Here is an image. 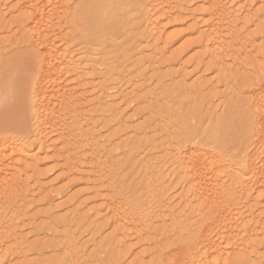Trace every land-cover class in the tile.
<instances>
[{
    "label": "bare ground",
    "instance_id": "6f19581e",
    "mask_svg": "<svg viewBox=\"0 0 264 264\" xmlns=\"http://www.w3.org/2000/svg\"><path fill=\"white\" fill-rule=\"evenodd\" d=\"M15 1L16 3L14 7L13 8L11 7L12 10H10L9 11L10 13L8 14H12V13L14 14V12L15 13L20 12L19 19H14L15 21H13L12 19L10 21H5L4 19L1 18L5 16L4 14L5 12L2 9L3 12L2 10L0 12V30L1 29H4L5 31L6 29L9 30L11 26L12 27L16 26L18 28L15 34L18 35V33L21 32L23 37L20 40L14 42V44L17 45L18 49L22 48L27 51L28 55L34 61V72L27 75L24 79H21L22 83H17V86L11 84L4 87L7 91L16 93L17 97L21 101V106L24 109V110L22 109L23 111H25L24 105L26 104V108H27L26 110L28 111L30 121L28 122V124H25L24 122L22 123L18 122L11 125L0 124V174H3L0 177V262L3 263L6 262L5 260H2L6 258V254L18 253L23 248L21 243H17L16 245L12 243L13 244L12 246H7V244L9 243V239L11 242L12 237L13 240L20 239V237L17 238L15 236L16 232L14 230V226L12 222L9 223L4 222V219H9L7 218L8 214L13 218V221H15L16 224H17L16 221L22 222V219L25 216V213L23 212L22 209L23 206L22 202L25 203V199L28 197L26 194L22 193L24 188L20 187L22 185L21 177H23V173L19 172V166L20 167L23 166L24 170L27 172L28 170L30 171L32 170L36 172L35 177L36 179H39V181L40 178L37 177L39 176L41 177V173L37 171V165H38L37 162H39L37 160L38 156L36 157L32 155L33 153L31 154L28 148L29 144H27V141L28 140L31 141L33 139L35 141L34 143L37 144L35 145L38 149L37 152L39 153H45L44 155H46L48 154V152L51 151V153L53 152V154H56L58 152L57 148L54 147L56 145H54L53 143L50 145L49 142H51L50 141L51 135H53V133L54 135L57 134L58 138L60 137L62 141V142L60 141V143L64 144L65 149L64 151L62 150V152L65 154L67 153L66 158H63L64 160H66L64 162H66L65 164H67L68 166V167L66 166L67 168L71 167L70 169L71 171L72 169L77 170V168L80 167L77 163L79 162V160H81L82 162V159H79L81 158L80 157V155H82L81 153L84 154V152L87 153L90 152L89 154L91 155L92 158L94 155H96L97 151L106 152L107 154H110L111 151L114 153V151H116L118 148L117 145L113 144L111 139H115V138L118 139V135L120 134V132L118 131L119 129L120 131L122 129L123 130L122 132L124 131L126 132L127 129H131L124 125L126 123L122 121V117H121L122 112H119L117 109L116 111H112L115 113V116L111 120H113V123L115 122L116 125H118L117 129L118 128L119 129L112 133L110 137L111 139L108 138L105 146L100 147L99 146L100 144L98 145L97 139L94 138L95 133H93L94 132L93 130L91 131L90 129L89 131L90 135H88L89 132L87 134V133H82L83 131H80L82 130V127L79 126L80 122L77 120L78 118L76 119V117H78L79 114V117L81 118V115L80 113L77 114L76 111L77 108H79V106L82 105L78 106L76 105V103L82 104L81 101L83 100V95L80 97L78 96L75 97L74 88L71 87V89L69 88L70 90L67 89L69 83L67 84L66 81L68 80V78L73 79L74 77L75 85L76 84L77 86L79 85V79L81 77L79 66L83 63L81 59L84 57L81 56L82 57V58L80 57L81 59L77 58L76 60H73V57L69 56L70 53L67 54L65 51L59 53V51L56 50L57 48L55 49V47L53 46V41L52 40L50 41V38L52 39L54 38V36L57 37L56 34L53 35L56 29V27L54 29V24H52L54 19L60 20L63 18L66 19L65 23L71 24L70 21L74 17L72 15L74 10L70 11L71 7L68 6V3L67 2L65 3L64 0H60L59 1L60 3L56 2V0H54L55 3H52L53 0H15ZM120 1L121 0H98L92 2V13L90 15L89 20L87 21V23H89L90 25V29L88 33L92 35L104 34L108 30V28L109 29L113 28L112 25L119 24L121 20L118 21L119 19H116L114 14L112 15V11L114 8L112 9L111 6L113 5L115 7V5H118ZM242 1L243 2H241V4L239 3L240 5L237 4V2L240 1L235 2V4L233 3L236 6L234 7V5L232 4V0H129V2H127L128 4L127 6H130L134 9H138L140 11L143 10L145 12V14L147 15V17H145L147 21V22L145 21V25H146L145 29L148 30L149 33L147 34L149 36H152L156 40H161L165 46L171 44L175 37L174 35L175 33L165 36V38L163 37V35H165L164 33L167 30V27H169L167 24H170V26L173 28L174 26L172 25H179L183 23L185 19L187 21H190L188 22L191 23L189 33L191 35L196 34L195 36H197V40L195 44H197L198 47H203L202 51L196 53L195 55L196 60H198L199 62L202 60L204 62L205 60H203V58L204 59L207 58V60L209 59L210 61H208V63L210 64V67L213 70V72H218L221 75H224L225 78L224 81L226 82L229 79V76L236 77L238 75L236 69L233 68L228 69L229 67V66L227 67L228 63L225 61L227 54L229 52H231L230 54H232V49L230 50L231 42L234 41L233 39H235L233 36L237 33L236 27H239L237 26L238 22L243 21L245 26L251 23L253 25L255 21H259L261 17L264 16V9L261 8V5L264 4V0H247V1L242 0ZM57 3L59 4L57 5ZM17 4L21 5L19 9L16 8ZM193 5L196 6L194 10L188 11V9H186V7ZM48 7H51V9L45 13ZM250 13L251 15H249ZM242 14H244V16H242ZM163 20L168 21V23L163 25L162 22ZM259 28H257L255 32L256 34L255 37L260 36V38H262V36H264V32H262V30H264V25L260 29ZM15 29L13 27V30ZM8 30L7 33L13 31V30L11 31L9 30L8 32ZM5 31L3 32L5 33ZM51 34L52 37L50 36ZM58 34H60V32ZM242 34H244V32L240 33V35ZM144 35L146 36V34H142V36ZM42 48L44 50H42ZM234 51L235 53H237L236 50ZM179 56L180 55L177 54L173 60L172 59L170 60L171 62L167 61L169 62V66L174 62V60L175 61L180 60ZM227 59L230 58L227 57ZM224 65H226L227 69L224 67ZM90 68L92 69V72H96L95 71L96 68L94 66H91ZM218 73L216 74L218 75ZM169 75L174 79L175 76L177 75L181 79V82L176 83L178 85H177V89L175 90L188 92L196 96L197 98H200L203 95L205 89L210 90V92L215 91V90L212 91L213 86L211 87V85H209L210 84L209 82L202 81V79L200 80V78L196 79L190 85L189 84L187 85L186 84L187 75L183 73L182 70L177 74L170 71V73H168L167 76ZM101 76H102L101 74L100 76H98L96 73H92V78H95L98 81L102 80L101 78L103 76L102 77ZM261 76H263V74ZM29 81L30 84L28 83ZM104 81L105 80H103L102 82ZM110 82H112V80H110ZM260 82H261L260 80L258 81V83H255L254 81L253 84H250L244 90L238 87V89H235L236 94L234 95V97L229 99L230 93L226 97L228 99V102L232 101V99L235 97L241 99L240 101H242V106L245 110V114H246L245 134L241 147L239 148L241 156L244 159V166L239 167L232 153L228 154L229 151L227 152L226 148L218 146L211 150L210 148H208V146L202 145V141L205 139L208 138L212 140L216 139L218 130L216 129L215 125L207 128L206 132L201 135L202 136L201 139H200V135L197 134L198 136L196 135L197 138H195L197 139V141L194 140L196 142L195 143L193 142V144L191 143L192 146L190 147H187L189 146L187 144L185 147L184 146L185 142L178 141L177 139H176L177 141L176 140L174 142L171 141L172 142V143L170 142L171 145H168V148H165L166 154L165 153L164 154L167 156L168 155L167 150L168 152H170L169 154L170 157L168 162L171 163V166L175 168V171L172 172L173 176H175L174 181L178 182L180 185L183 186L182 191L184 193L182 192L181 195L177 197L178 202L172 205V202H170L169 201L170 199L167 197L168 188L164 186L162 181L163 178L160 177L159 175L160 173L158 174L157 172H154L152 167L150 166L149 167L150 169L147 167V174L148 176H152V178L154 179V180L152 179L153 181L151 180L150 182V184H153L152 182H154V185L149 186L150 189H147L145 196L142 195L140 197L139 195L138 200L137 198L136 199L134 198L135 201L137 200L139 203L134 202L133 196L136 195V193L132 196H129L128 195L129 192H125V190H123L124 188L122 189V187L120 186L121 185L120 183L119 184L117 183L116 185L115 183L116 181H114L112 178L114 176L113 175L111 177L112 182H109L110 188L108 191L106 190L107 193L110 192L112 193V195L111 196L107 195L108 197L106 196L107 198H105L104 201L106 203L105 208H107L112 214L111 221H109V223L111 227L113 226V232L110 236L101 238L98 247V249L99 248L101 249L99 250L114 248V250L116 249L115 251L120 253L121 255L120 257L122 258L123 255L121 253L122 251L124 252V249L127 248L126 243L130 238L136 239L138 241H141L142 238H146L148 246L151 244H153V246L159 244L160 246L159 249H161V250L157 249L156 252L153 251L154 252L153 256L155 258L151 260L148 264H153V262L159 264L161 260L169 259L170 258L169 253L170 252L174 253L176 249H179L181 251L182 253L181 258L186 260L188 264H201L202 260L204 261V264H212L213 261H218L219 264H226V262L227 264H234V263H239L240 261L247 260L250 257L251 258L254 257L256 259L257 261L256 264L264 263L263 261L264 257H260L257 254V247H259V245H261L262 243L264 244V224L261 227V231L258 229L260 232H257V234L260 233L259 235L263 236V240L259 241V243H253V242L251 243V241L249 242L248 240L249 238L248 232H250L251 229H253V227L255 232V230H257L256 226H259L257 225L258 223L257 218H259V216L255 215L257 213L256 211L260 210L259 208L264 209V195H262V193H264V106H262L261 104V97L264 96V84ZM71 84L70 86L74 85ZM101 84L103 83L99 82L98 85ZM101 86L99 88V91L101 89ZM55 87H58V89L57 88H56L57 90L53 89ZM115 89L117 90L116 96L118 98L119 97L123 98L125 96L124 92L121 90L120 87ZM165 89L164 91L167 92V90ZM161 92L163 93V91ZM169 92H167V95L169 94ZM102 94L105 96V91H102ZM163 95L166 94L163 93ZM152 96H150V94L142 98L139 95L136 97L134 96L136 99L135 98L133 99L132 97L130 103L135 101L137 102L136 104L147 102L149 99L152 100ZM164 98H162V100H164ZM97 99H98L96 101L97 105L95 104V106L96 108L99 109V110L97 109L99 113L103 114L102 111L106 109L103 108L104 107L102 104L103 102L99 101L100 97ZM153 101H155V99ZM155 103H158V100H156ZM146 104L149 105V103ZM57 105H60L61 107L64 105L65 107L68 108L70 112L69 116L71 118L70 117L69 118L72 120L70 125L73 124L74 127L70 128L69 127L70 125H68V127L66 125L67 129L68 128L70 129L68 132H66L67 136L64 134L65 133L64 129H66L64 128L65 124H63L64 126L60 124V121H58L60 118H58V116L55 115L54 113ZM148 105L146 106L148 107ZM150 106H151V102H150ZM140 107H142V104L140 105ZM154 107L156 108V105L152 106V109L150 107L152 113L155 110L153 109ZM78 110L81 112V109ZM147 110L149 109L147 108ZM165 110L166 108L162 109V112H165ZM162 114L161 116H163ZM54 115L58 118V120ZM161 116H159V118H161ZM163 118H164L163 120H161L162 118L159 120L167 121V119H165L166 115ZM35 124H37L36 130L34 128L36 127ZM172 126L174 127L175 125ZM173 127L169 126V128L167 127V130L168 129L171 130V128L173 129ZM139 128L138 129L132 128L133 129L132 133L139 131ZM17 129H20L21 135L18 139H13L10 133L14 130L18 131ZM163 129L164 127L162 128V130ZM78 131H80L81 133L76 135L75 133H79ZM166 132L169 133V131L165 130V133ZM148 134L145 131V135H144L145 139H146V135ZM172 134L173 133H171V136L174 138L175 134L174 135ZM70 136L77 138L76 140H72L71 138L69 139ZM150 138L151 139L149 140L146 139L141 143L147 145L148 142L149 143L151 142L147 146L149 147L151 146L150 148L153 147L154 149L157 148V146L155 147L154 143L152 142L153 137ZM139 144L140 143L136 141L135 145H139ZM188 144H190V142ZM142 148H144V146H142ZM62 152H59L57 154L61 155ZM107 154H105V156H107ZM84 156L86 157V155ZM82 158L86 159L87 157L86 158L82 157ZM88 159H91L90 156ZM102 159L104 158L102 157ZM99 166L92 165L90 169V170H94L92 173L96 174L97 172H100L101 170ZM66 171L70 172L69 169L68 170L66 169ZM25 174L27 173H24V175ZM94 174L92 176H94ZM90 175L91 174H89V176ZM161 176L164 175L162 174ZM96 182L94 183L91 182L95 187L94 189L95 192L102 193V189L100 188L101 191H99V188L97 187L98 185H102L101 182L100 181H98V183ZM105 184L107 186V183H104V186ZM91 190H93V188H91ZM19 192L22 193L21 196L19 195ZM27 192L29 193L28 190ZM53 193H54V195H52L53 197H49V198L47 197L46 199H44V201H47L48 203L51 198L52 199L54 198V196H61L62 194L61 191L59 190L57 191V189L53 190L52 194ZM19 196L22 199H19L20 198ZM20 200H22L21 204H20ZM142 203L143 205L146 204L145 207H143ZM82 204L84 203L81 202L80 205ZM89 209L93 210L94 211V212L92 211L93 213H97L95 208L90 207L87 209V211H89ZM90 212L91 211L84 213L82 211V214L76 213L73 219L75 221L83 220V219H85L84 221L86 220L88 221L90 218L89 216ZM48 214L47 216H49ZM95 217H97V215ZM166 221H169L168 225L165 224ZM156 222H161L159 228L154 227L155 224L158 225V223ZM57 223H59V221ZM98 230L100 231V227H98ZM154 231L156 235H160V237H162V239L159 237V240L161 239L160 243L158 242L159 240H157L156 237V241L158 244L156 243V241H154L155 243L152 242V239H154L155 237ZM167 233H170L171 236L170 235L168 236ZM173 236L175 237L174 239H172ZM72 242H74V240L70 239L66 245L68 246V248L66 247L65 249L70 250V248H72V250L74 249L73 252L75 251L76 254L78 253L80 246L78 247L76 243L72 244ZM75 246L77 248H75ZM54 247L56 248V244L54 245ZM68 255L69 253L67 254V256L65 255V258L67 259L68 257L67 259V261L69 260L68 263L72 264L73 261L72 262L70 261L72 256H68ZM141 257H135L128 264H142L141 261L143 258L141 259Z\"/></svg>",
    "mask_w": 264,
    "mask_h": 264
},
{
    "label": "rangeland",
    "instance_id": "374dc122",
    "mask_svg": "<svg viewBox=\"0 0 264 264\" xmlns=\"http://www.w3.org/2000/svg\"><path fill=\"white\" fill-rule=\"evenodd\" d=\"M5 1L6 0L3 1L0 0V12L2 9L5 12L4 13L5 16L1 18L4 19L5 21H10L11 19L15 21L14 19H19L20 12L17 13L14 12V14L13 13L8 14L10 13L9 11L12 10V8L14 7L16 1L15 0H7L6 2ZM59 1L60 0H56V2ZM64 1L65 3L66 2L68 3V6L71 7L70 11L73 10L75 11V12L73 11L72 14L74 17L70 21L71 24L65 23L66 19L63 18L60 20L54 19L52 24H54V29L55 27L56 29H55V33L52 34L53 35L56 34L57 37L54 36V38L52 39L50 38V41L51 40L53 41V46L55 47V49L57 48L56 50L59 51V53L64 51L67 54L70 53L69 56L73 57V60H76L77 58L81 59L82 57H84L81 59L83 63L79 66L81 72L79 85L78 86L77 84L75 85L74 77L73 79L68 78V80L66 81L67 84L69 83L67 89L69 88L71 89V87L74 88L75 97L76 96L80 97L83 95V100L81 101L82 104L76 103V105L78 106L82 105L79 106V108H77V111H79L78 109H81V112L76 111L77 114L80 113L81 115V118L79 117V114L78 117H76V119L78 118L77 120L80 122L79 126L82 127V130L80 131H83L82 133L88 134L90 129L91 131L93 130L94 131L93 133L96 134V135L94 134V138L97 139L98 145L100 144L99 145L100 147L105 146L106 141L108 140V138L111 137L112 133L119 129V128L117 129L118 125H116L115 122L113 123V120H111L115 116V113L112 111H116L117 109L119 112H122L121 115L122 121L126 123L124 125L131 129H127L126 132L125 131L122 132L123 130L121 129L120 131L119 129L118 130L120 132V134L118 135L119 140L116 138L115 139L110 138L113 144L117 145V148L119 149L114 151V153L111 151L112 153V154L110 153L111 155L107 154L106 152L97 151V153L95 152L96 155H94L92 158L91 155L89 154L90 152L88 153L84 152V154L81 153L83 155V156L80 155L81 158H79L82 159V162L81 160H79L81 164L79 162L77 163L78 160L76 161V163L80 167H78L77 170L72 169L71 170L72 172L70 171L71 167L67 168L68 166L67 164H65L66 162H64L66 160H64L63 158H66L67 153L65 154L62 152V150L64 151L65 149L64 144L60 143L61 139L60 137L58 138V135L56 133L55 134L57 136L54 135V133L53 135H51V140H50L51 142H49V144L51 145L53 143L54 145H56L53 146L57 148L58 150L57 153L62 152L65 155H63L62 153L61 155H58L57 153L53 154V152L51 153V151L48 152V154L46 155H44L45 153H39L37 152L38 149L36 147L37 144L34 143L35 141L33 139L31 141L27 139L28 140L27 144H29L28 148L31 154L33 153L32 155L36 157L38 156L37 160L39 162H37L38 164L37 171L41 173V177L40 176L37 177L40 178L39 181V179H36L35 177L36 172L32 170L31 171L28 170L27 172L24 170L23 166L21 167L19 166V172L23 173V177H21L22 185L20 187L24 188L22 193L26 194L28 197L25 199V203L22 202L24 206V207L22 206V209L23 212L25 213V216L23 217L22 222L16 221L17 222L16 224L15 221H13V218L8 214L7 218L9 219H4V222H8V223L12 222L14 226V230L16 232L15 236L17 238L20 237V239H17L18 241L13 240V237L11 242L9 239V243H8L9 245L7 244V246H12L13 244L16 245L17 243H21L23 248L18 253L6 254V258L2 259L6 261L3 264L6 263L7 264H40L41 262H42L41 264L43 263L64 264L65 260L67 261L68 259V257L67 259L65 258V255L67 256L68 253H69L68 256H72L70 260L71 262L73 261L72 264H76V263L77 264H128L135 257H141V256H142L141 259L143 258L141 261L142 264H145V262L146 264H148L151 260L155 258L153 256L154 252H156V250L160 248L159 244L156 241V237L157 240H159L160 235H156L155 231H154L155 237L154 239H152V242L156 241L158 245L155 244L156 246H153V244H151L152 246L151 245L148 246L146 238H142L141 241L130 238L126 243L127 248L124 249V252L122 251L121 253L123 255L122 258L120 257L121 256L120 253L115 251L116 249L114 250V248L112 249L108 248L102 250H99L101 248L98 249L101 238L110 236L113 232V226L111 227L109 223V221H111L112 214L107 208H105L106 203L104 202L105 198L112 195V193L110 192L107 193V191L110 188L109 182H112L111 177L114 175L112 178L114 181H116L115 182L116 185L117 183L118 184L120 183L122 189L124 188L123 190H125V192H129L128 194L129 196H132L136 193V195L133 196V199L137 198L138 200L139 195L140 197L142 195L145 196L147 189H150L149 186L154 185V182H152L153 184H150L151 180L153 179L152 176H148L147 174V167L149 168L151 166L153 171L157 172L158 174L160 173L159 174L160 177L163 178L162 180L163 184L165 187L168 188L167 197L170 199L169 201L172 202V205H174L175 203L178 202L177 197H179L183 192L182 191L183 186L180 185L178 182L174 181L175 176H173L172 172L175 171V168L171 166V163L168 162L170 157L169 156L170 152H168L167 150L168 155L167 156L165 155L166 154L165 148H168V145H171L170 144L171 141L174 142L177 139L178 141L185 142L184 144L185 147L186 144L189 145L187 147H190L192 146L191 143L193 144V142L195 143L197 141V139H195L197 138L196 137L197 134L200 135V139H201L202 137L201 135L206 132V129L209 128L210 126L215 125L216 129L218 130L216 139L212 140L208 138L203 140L202 141L203 146H208V148H210L211 150L218 146L224 147L226 148L227 152L229 151L228 154L233 153L235 149H239L241 147L245 134V122H246L245 110L242 106V101H240L241 99L235 97L232 99V101L228 102V99L226 97L230 93L229 99H231L236 94L235 89H238V87H240L242 90H244L250 84H253L254 81L255 83H258L259 80L261 81L262 74L264 76V39L260 38V36L255 37L256 36L255 32L257 28L259 27L261 28L264 25V16L261 17L259 21H255L253 25L251 23L245 26L243 21H239L241 24L238 22L237 26L239 27H236L237 36L236 34L233 36L235 38L233 39L234 41L229 40L232 41L230 48V50L232 49V54H230L231 52H229L228 53L229 55L227 54V57L230 59H227L226 57L225 60L228 63L227 64V67L229 66L228 69L229 68L236 69L238 75L236 77L229 76V79L226 81L227 82L226 83L224 81L225 80L224 75H221L218 72H213V70L210 67V64L208 63V61H210L209 59L207 60V58L206 59L203 58V60L205 61L203 62L201 60L202 63L201 61L199 62L198 60H196V56H195L196 53L202 51L203 47H198V45L195 44L197 40V36H195L196 34H192L194 35L192 36L189 33L191 23L188 22L190 21H187L185 19L186 21L184 20L183 23L179 25H172L174 26L172 28L170 24H167L168 21L163 20L162 21L163 25L167 24L169 26L167 27V30L165 31L164 33L165 35H163V37L165 38V36L175 33L173 42L165 46L161 40H156L152 36L148 35L149 34L148 30L145 29L146 27L145 17H147L145 12L143 10L140 11L138 9H134L130 6H127L128 5L127 2H129V0H121L118 5H115V7L113 5L111 6L112 9L114 8L112 11V15L114 14L115 18L119 19L118 21L121 20V22L117 25L116 24L112 25L113 28L111 29L108 28V30L104 34L92 35L88 33L90 29V25L89 23H87V21L89 20L90 15L92 13V2L98 0H90V1L64 0ZM235 2H237L238 5H240L241 2L243 1L232 0V4L233 3L235 4ZM52 3H55V1L53 0ZM59 3H57V5ZM193 6L186 7V9H188V11L194 10L196 6L194 7ZM51 7H48L45 13L48 12V10H50ZM234 7L236 6L234 5ZM114 11L117 12L115 13ZM249 15H251V13ZM242 16H244V14H242ZM13 27L14 29L17 28L16 26ZM13 27L11 26L9 30L10 31L13 30ZM2 30L5 31L4 29L0 30V124L11 125L18 122L21 123L24 122L25 124H28L30 118L28 111L26 110L27 109L26 104L24 105L25 111H23L24 109L21 106V101L17 97L16 93L7 91L4 87L11 84L17 86V83H22L21 79H24L27 75L34 72V61L28 55L25 49L22 48L18 49L17 45L14 44V42L20 40L23 37L21 32L18 33V35L15 34L18 28L11 32H9V30L6 29L5 33ZM7 30L9 33H7ZM57 32L58 33L60 32V34H58ZM241 32H244V34L240 35ZM52 34L50 35L51 37ZM142 34H146L147 37L145 35H144L145 37L142 36ZM42 50L44 49L42 48ZM234 50H236L237 53H235ZM177 54L180 55L179 56L180 60L178 61L176 60L177 63L174 60V62L169 66V62H171L170 60L171 59L173 60ZM91 66H94L97 69V70L95 69L96 72H92V69L90 68ZM224 67L227 69L226 65H224ZM181 70L183 73L187 75L186 76L187 85L188 84L190 85L196 79L200 78V80L202 79V81L209 82L210 83L209 85H211V87L213 86L212 91L214 90L215 91L210 92V90L205 89L203 95L200 98H197L196 96L188 92L175 90L177 89V85H178L176 83L181 82V79L177 75L175 76V79L172 78L170 75L169 76L167 75L168 73H170V71L177 74ZM92 73H96L98 76H100L101 74L103 76V77L101 76L102 80L98 81L97 79L92 78ZM216 73H218V75ZM143 75L146 76L144 77ZM103 80H105L106 82L105 81L102 82ZM110 80H112V82H110ZM99 82L103 83L101 84L102 86L98 85ZM70 84L71 85L74 84V85L70 86ZM100 86L102 91H105V96L102 94L101 89L99 91ZM118 87H120L121 90L124 92L125 96L123 98L121 97L118 98L116 96L117 90L115 88ZM56 88L58 89V87H55L53 89L57 90ZM164 89L167 90V92L170 91L168 95L167 92L164 91ZM161 91H163V93H165L166 95H163ZM149 94L150 96L153 95L152 100L149 99L147 102H142L140 104L138 103L139 105L136 104L137 103L136 101L130 103L132 97L134 99L136 96L139 95L142 98ZM99 97H100L99 101L103 102L102 103L104 106L103 108L107 110V111L106 110L102 111L103 114H100L98 111L99 109L96 108L95 106V104L97 103L96 101L98 100L97 98ZM162 98H164V100H162ZM154 99L155 101L158 100V103H155V101H153ZM150 102H151V106H150ZM146 103H149V105ZM141 104L142 107H140ZM145 104L148 105V107ZM155 105L156 108L155 107L153 108L155 110L154 111L152 110L153 113L155 112L153 114L150 110V107L152 109V106ZM162 105L164 106V108ZM63 106L61 107L60 105H57L54 111L55 115H57L58 118L60 119L58 120V118L55 115L54 116L57 118L58 121H60V124L62 125L65 124V126L63 125L64 128H66L64 129L65 132L64 134L67 136L66 132L70 130L69 128L67 129V127L68 125H70L72 120L70 119L71 117L69 116L70 112L68 108ZM147 108L149 110H147ZM165 108H166L165 110L166 113L162 112V109ZM161 114L163 116H161ZM165 115H166L165 119H167V121H160L159 119L162 118L161 120H163L164 119L163 117H165ZM159 116H161V118H159ZM131 117H133L134 119ZM61 120L63 123L61 122ZM35 125L36 127L34 128L36 130L37 124ZM167 125H169L170 127H173L172 125H175L176 127L174 126L173 129L171 128V130L170 129L167 130V127L169 128V126ZM69 127L70 128L74 127V125L71 124ZM163 127L164 129L166 128L165 130L169 131V133L168 132L165 133V130L164 129L162 130ZM132 128L133 129L139 128V131L132 133L133 132ZM17 130L18 131L14 130L10 133L13 139H18L21 135L20 129ZM80 131H78L79 133H75V134L76 135L80 134L81 133ZM145 131L147 132V134L149 132V134L146 135V139L149 140L151 139L150 137H153L152 138L153 141L152 140L150 141H152L154 143V146L155 147L157 146V148L154 149L153 147L150 148L151 146L150 147L147 146L151 142L150 143L148 142L147 145L141 143L142 141L146 140L144 136ZM171 133H173L172 135L175 134L174 138L171 136ZM88 135H90V132ZM70 138L72 140H76L77 137L70 136L69 139ZM136 141L140 143L139 144L140 146L135 145ZM189 142L190 144H188ZM142 146H144V148H142ZM105 154H107V156H105ZM84 155H86L87 158ZM89 156L91 159H88ZM82 157L86 159H83ZM102 157L104 159H102ZM98 164L101 166H99ZM92 165H97L100 167L101 173L100 172L96 173L99 176L92 173L94 170H90ZM65 168L67 170L69 169L70 172L66 171ZM24 173L27 174L24 175ZM89 174L91 175L89 176ZM93 174L94 176H92ZM162 174L164 176H161ZM2 175L3 174H0V177ZM93 181L94 182L97 181L96 183H98V181L101 182L102 185H98L97 187L99 188V191H101L100 188L102 189V193L99 191L98 192L100 194L95 192L94 190L95 187L92 184L94 183ZM104 183H107L108 189L106 184L104 186ZM91 188H93L94 192L93 190H91ZM56 189L57 191L58 190L61 191L62 193L61 196H54V198L53 199L51 198L48 203L47 201H44V199H46L47 197L48 198L53 197L52 195H54V193L52 194V191ZM27 190L29 191V193L27 192ZM20 192L19 195L21 196L22 193ZM19 199L22 198L20 197ZM135 199L134 202H138L137 200L135 201ZM21 201L22 200H20V204ZM81 202L84 204L80 205ZM145 205L146 204H144L143 207H145ZM90 207L95 208L97 213H93L94 211L89 209V211L91 212L90 215L87 214L90 216L88 221L87 220L84 221L85 219H83V220H76L78 221L76 222L73 219L76 213L82 214V211L84 213L89 212L87 211V209ZM259 209L260 210L256 209L259 212L255 210L257 212V213L255 212L256 213L255 215L259 216V218H257L259 223V224L257 223V225L259 226H256L257 230H255V232H254V227L253 229H251L250 232H248V237H249L248 240L249 242L251 241V243L252 242L259 243V241L263 240V236H260L259 235L260 233L257 234V232L261 231V227L264 224V213H263L264 209L262 208ZM261 209L263 210V212ZM47 214L50 216V218L49 216H47ZM96 215L97 217H95ZM58 221L59 223H57ZM156 223H158V225L155 224L156 226L154 225V227L159 228L161 222H156ZM165 224L168 225L169 221H166ZM98 227H100V231L98 230ZM170 233H167V235L171 236L172 233L171 234ZM23 238L25 239V241ZM160 238L162 239V237ZM174 238L175 237L173 236L172 239ZM70 239L74 240L72 244L76 243L78 247L80 246V249L76 254L75 251L73 252L74 249L72 250V248H70L71 251L65 249L66 247L68 248V246L66 245ZM160 240L158 241L159 243ZM55 244H56V248L54 247ZM263 245L264 244L262 243L261 245H259V247H257V254L260 257H264ZM75 248L77 247L75 246ZM69 251L71 252V255ZM253 258L254 257L252 258L250 257L247 260L240 261L239 263H234V264H256L257 261L255 258L254 259ZM55 259L58 260L56 261Z\"/></svg>",
    "mask_w": 264,
    "mask_h": 264
},
{
    "label": "snow or ice",
    "instance_id": "6c2138e0",
    "mask_svg": "<svg viewBox=\"0 0 264 264\" xmlns=\"http://www.w3.org/2000/svg\"><path fill=\"white\" fill-rule=\"evenodd\" d=\"M21 7V5L17 4L16 8L19 9ZM261 8L264 9V4L261 5ZM262 32H264V30H262ZM262 38H264V36H262ZM30 84V81L28 82ZM261 83L264 84V76L261 77ZM261 104L262 106H264V96L261 97ZM233 157L236 159L237 164L239 167H243L244 166V159L241 156L240 150L239 149H235L232 153ZM262 195H264V193H262ZM182 253L179 249H176L173 252L169 253V259H164L161 260L159 262V264H188V262L184 259L181 258ZM0 264H3V262H0ZM64 264H68L67 261L64 262ZM146 264V262H145ZM153 264H156V262H153ZM201 264H204V261H201ZM212 264H219L218 261H213ZM227 264V262H226Z\"/></svg>",
    "mask_w": 264,
    "mask_h": 264
}]
</instances>
